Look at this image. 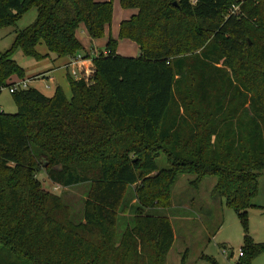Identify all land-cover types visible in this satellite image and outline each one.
Returning a JSON list of instances; mask_svg holds the SVG:
<instances>
[{"label":"trees","instance_id":"obj_1","mask_svg":"<svg viewBox=\"0 0 264 264\" xmlns=\"http://www.w3.org/2000/svg\"><path fill=\"white\" fill-rule=\"evenodd\" d=\"M113 1L0 0V28L14 33L0 91L25 78L17 50L93 64L87 79L66 74L70 99L60 86L46 96L28 85L11 92L15 113L0 111V264H165L171 221L147 209L171 206L180 174L193 186L216 177L213 193L246 224L264 169V0H118L136 12L88 54L77 31L101 38ZM32 8L33 22L17 28ZM121 39L139 55L117 54ZM160 153L168 167L158 170ZM39 166L61 187L88 183L79 222L42 187ZM244 239L240 264H250L264 242Z\"/></svg>","mask_w":264,"mask_h":264},{"label":"rangeland","instance_id":"obj_2","mask_svg":"<svg viewBox=\"0 0 264 264\" xmlns=\"http://www.w3.org/2000/svg\"><path fill=\"white\" fill-rule=\"evenodd\" d=\"M237 10V5H235L229 9V12L236 13ZM135 12V9L121 8L118 0H114L111 23L109 27H106L101 38L91 40V43L88 35L82 33L80 28L77 35L84 43L85 48L92 50L91 47H94L97 49V53L99 49H104L109 36L117 39L120 21L127 19ZM36 13L35 8L28 10L17 21L16 27L21 29L31 24L36 17ZM12 32L13 27L0 28V52L11 46L13 42ZM117 41L118 46L116 48L121 53L120 55L131 57L139 55V49L133 41L126 39ZM13 59L25 70V78H19L20 80H27L29 74L35 72V69L32 71L29 68L25 69L33 64L35 60L24 56L20 50L15 51ZM91 74L92 69L89 66L86 73L79 74L76 72V76L72 74L71 76L76 79H87ZM64 78L65 80L60 85L69 94L68 85H65L67 82L65 75ZM31 82L33 87L39 88L46 95H51L54 90L53 83L48 82L46 79L31 80ZM0 108L6 113H15L17 110L8 87H4L0 91ZM155 162L158 170L168 167V160L163 153L159 154ZM36 177L45 190L62 197V200L71 209L74 222H79L82 219L88 183H81L67 188L61 187L48 179L45 170L41 166L36 170ZM194 178L193 174L178 175L171 187V206L166 209H147L148 213L167 216L171 221L174 240L167 252L165 264H182V262L183 264H213L205 259L204 255L212 258L215 264H240L239 251L244 244L245 235L253 243L264 242V169L261 170L257 178V193L251 201L253 206L247 209L245 225L237 212L227 207L224 198L213 193L216 177L206 176L198 186L191 185L190 182ZM137 186V184L132 185L127 192L125 202L128 204L136 201L133 197L136 195ZM124 226L123 216L120 215L118 218V231L121 232ZM250 264H264V252L254 257Z\"/></svg>","mask_w":264,"mask_h":264},{"label":"crops","instance_id":"obj_3","mask_svg":"<svg viewBox=\"0 0 264 264\" xmlns=\"http://www.w3.org/2000/svg\"><path fill=\"white\" fill-rule=\"evenodd\" d=\"M80 30L82 33H86L83 26L80 27ZM77 37H78V35H77ZM13 38H14V33H13ZM79 40L82 42V40L80 38H79ZM90 42H91V40H90ZM82 44L84 46L86 53H88V54H93V53L95 54L96 53V51H97L96 48L91 47L92 50H90V49L88 50V48H85V45L83 42H82ZM117 46H118V42H117ZM38 48H39L38 52L40 54L44 55L46 53V49H45L43 44L38 46ZM116 53L117 54L119 53L117 48H116ZM119 54H121V53H119ZM46 65H48V66H46ZM89 66L91 67V69L93 71V64H92L91 58H84L83 54H78L77 56H75L73 59H70V60L68 58L54 59V56L50 55L49 57H46L41 61L35 60V62L33 64H30L25 69L29 68V69H31V71L33 69H35V72L33 74H29V76H28L27 80H28L29 86H32L31 80L35 81V80L46 79L48 82L53 83L54 88H55L56 86L61 87V85H62L61 83L63 82V80H65L64 75L66 77L67 73H69V72L71 73V71L78 72L79 74H81L83 72L86 73L89 70ZM39 69H41V70H39ZM14 79H15V77H13V80ZM65 85L67 86L68 82H66ZM47 87H49V86H47ZM34 88L38 89L41 93H43L42 90H40L39 88H37L35 86H34ZM68 88H69V85H68ZM62 90L64 91L66 97L68 99H70L71 92H69V94H68V93H66L65 88H62ZM68 91H70V88ZM52 94H53V92H52ZM44 95H46V94H44ZM51 95H46V96H51ZM0 111H3V110H0Z\"/></svg>","mask_w":264,"mask_h":264},{"label":"built area","instance_id":"obj_4","mask_svg":"<svg viewBox=\"0 0 264 264\" xmlns=\"http://www.w3.org/2000/svg\"><path fill=\"white\" fill-rule=\"evenodd\" d=\"M71 74L76 76V72L75 71H71ZM28 87V80H19V81H16L14 82L13 84H11L9 87H8V90L9 92H14L18 89H25ZM241 255V253L239 252V256Z\"/></svg>","mask_w":264,"mask_h":264},{"label":"water","instance_id":"obj_5","mask_svg":"<svg viewBox=\"0 0 264 264\" xmlns=\"http://www.w3.org/2000/svg\"><path fill=\"white\" fill-rule=\"evenodd\" d=\"M174 4H175V2H174Z\"/></svg>","mask_w":264,"mask_h":264}]
</instances>
